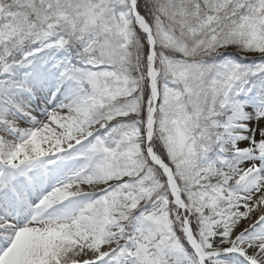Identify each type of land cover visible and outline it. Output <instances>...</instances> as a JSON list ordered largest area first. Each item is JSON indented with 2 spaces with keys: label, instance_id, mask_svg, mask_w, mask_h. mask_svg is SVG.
Masks as SVG:
<instances>
[{
  "label": "snow or ice",
  "instance_id": "snow-or-ice-1",
  "mask_svg": "<svg viewBox=\"0 0 264 264\" xmlns=\"http://www.w3.org/2000/svg\"><path fill=\"white\" fill-rule=\"evenodd\" d=\"M0 264H264V0H0Z\"/></svg>",
  "mask_w": 264,
  "mask_h": 264
}]
</instances>
